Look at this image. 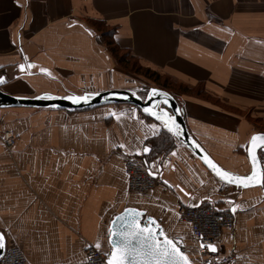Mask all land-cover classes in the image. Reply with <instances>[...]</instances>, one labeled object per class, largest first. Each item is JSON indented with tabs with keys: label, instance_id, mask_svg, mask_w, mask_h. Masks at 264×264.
<instances>
[{
	"label": "crops",
	"instance_id": "0c3cea01",
	"mask_svg": "<svg viewBox=\"0 0 264 264\" xmlns=\"http://www.w3.org/2000/svg\"><path fill=\"white\" fill-rule=\"evenodd\" d=\"M120 58L175 89H201L206 98L150 87L176 99L214 162L249 176L248 141L264 133V0H0L7 95L139 93L146 85ZM8 131L16 141L9 150L0 141V232L29 264H84L88 246L110 252V223L127 208L156 219L200 264L176 211L204 203L235 209L214 257L264 264V176L261 187L226 185L136 107L0 109V139ZM162 131L173 140L164 153L151 144ZM127 160L147 164L159 184L129 190Z\"/></svg>",
	"mask_w": 264,
	"mask_h": 264
},
{
	"label": "water",
	"instance_id": "95a60500",
	"mask_svg": "<svg viewBox=\"0 0 264 264\" xmlns=\"http://www.w3.org/2000/svg\"><path fill=\"white\" fill-rule=\"evenodd\" d=\"M153 90H155V92ZM141 92L144 93L142 94ZM70 97H85V99L74 102L73 99H70ZM106 105L134 106L144 115L150 116L154 120L158 121L163 125L164 131L170 134L174 140L178 141L182 146L189 150L209 172H211L218 180H221L226 185L238 190H247L262 186L263 173L261 171V161L264 159V143H262L259 138L264 137V133L253 134L250 137L246 148V156L250 165V173L248 177L254 176L255 178L248 180L244 179L246 176L243 177L232 175L231 173L222 169L216 162H214L208 153L188 132L182 111L179 108L176 99L167 92L158 90L157 88H149L146 91L141 90L139 93L129 90H108L98 93H83L80 95L68 94L62 96L45 93L34 97H14L7 95L0 90V109L79 111ZM145 109H148V111H145ZM157 115L161 116L162 118L158 119ZM169 116L174 119L176 125V127L173 128L171 132L168 130V128L172 126L171 123H169L168 126H165L164 123V120H166ZM176 128L179 129V135H176ZM254 136L257 137L256 141H253L252 139ZM207 161H211V163L215 165V168L211 167ZM143 165L146 168V172L151 177L155 179L159 178V174L151 171L147 164L144 163ZM216 169L230 174L233 177V180L229 182L227 178L221 179ZM230 212L232 213L233 210L230 209ZM133 218L137 223H139L141 228H150L151 233L149 235L159 240L161 245L164 244L165 237L172 240L176 248H178L179 251L183 253L184 257L187 258L189 264H194L179 247L176 241L166 236L156 219L151 216H145L144 212L131 208H127L120 212L112 219L110 223L108 241L111 246V251L113 245L122 240L120 235H112V233L129 231L128 222ZM161 232L163 233L162 236L160 235ZM0 234L3 235L2 232H0ZM3 237L6 246L5 236L3 235ZM143 243L144 241H142L140 237H135L132 239L133 247H140ZM4 250L5 247L0 249V257L2 256ZM209 251L214 253L212 250ZM161 259L171 260L173 257H161ZM127 264H133L132 258L128 260Z\"/></svg>",
	"mask_w": 264,
	"mask_h": 264
},
{
	"label": "built area",
	"instance_id": "2783aa9c",
	"mask_svg": "<svg viewBox=\"0 0 264 264\" xmlns=\"http://www.w3.org/2000/svg\"><path fill=\"white\" fill-rule=\"evenodd\" d=\"M1 143L9 150L16 141V134L8 131L0 139ZM124 171L127 176V187L135 192H147L153 190L159 181L151 177L143 164L133 160L124 163ZM261 171L264 176V159L261 161ZM181 222L189 225L194 248L197 250L200 264H232L235 257H214L209 251L208 245H215L222 229L233 230L234 216L229 211H222L212 205L197 207L179 206L176 211ZM183 250L181 241L175 240ZM109 253H100L92 246H88L84 252V264H106ZM0 264H29L23 252L16 246L6 245L0 257Z\"/></svg>",
	"mask_w": 264,
	"mask_h": 264
},
{
	"label": "snow or ice",
	"instance_id": "6c2138e0",
	"mask_svg": "<svg viewBox=\"0 0 264 264\" xmlns=\"http://www.w3.org/2000/svg\"><path fill=\"white\" fill-rule=\"evenodd\" d=\"M23 68V65L20 66ZM4 78L0 77V84L4 83ZM155 92V90H153ZM74 102H78L79 100L85 99V97H70ZM148 111V109H145ZM158 119L162 117L157 115ZM165 126H168L171 123V127L168 130L171 132L173 128L176 127L174 119L169 116L166 120H164ZM176 135H179V129L176 128ZM253 141L257 140V137L254 136ZM262 143H264V137L259 138ZM144 151H149V149L145 148ZM209 165L215 168V165L211 163V161H207ZM218 175L221 179L227 178L229 182L233 180V177L226 173L222 172L219 169H216ZM255 177H246L244 179L252 180ZM239 179V178H237ZM247 186V185H246ZM235 210V209H233ZM129 223V231L121 232V233H112V235H120L122 240L113 245L112 251L110 253L109 258L106 261V264H127L128 260L132 258L133 264H189L186 257H184L183 253L176 248L174 242L165 237L164 244L161 245L159 240L155 237L150 236L151 233L150 228H141L139 223L135 221L133 218ZM162 236L163 233L161 232ZM135 237H140L143 244L140 247H133L132 239ZM111 240V237H110ZM5 247L4 237L0 234V249ZM97 248L100 247L99 244L96 245ZM209 250L215 251L214 246L211 244L208 245ZM161 257L168 258L173 257L171 260H162ZM91 264V262H90Z\"/></svg>",
	"mask_w": 264,
	"mask_h": 264
},
{
	"label": "trees",
	"instance_id": "16d2710c",
	"mask_svg": "<svg viewBox=\"0 0 264 264\" xmlns=\"http://www.w3.org/2000/svg\"><path fill=\"white\" fill-rule=\"evenodd\" d=\"M108 45L110 47H112V43H110ZM111 49L115 53V50L113 49V47ZM120 62L126 66V64L123 62V60H121V58H120ZM133 68H134V73H136V74H139V73L142 74V72H143V75H144V73L145 74L152 73V75L156 77L155 78L156 80H157V78L159 80L161 79V77L157 73L151 72L148 69H143L140 67H137V68L133 67ZM163 82H165L164 84H166L167 90H170L169 88H171V87H175V86H171L169 84V82L167 81V79L166 80L164 79ZM161 87L165 88L164 85H162ZM176 90L178 92H180L181 94H191V95H195V96L200 97V98H206L205 93L203 91H201V89H188V88L186 89L182 86H179L178 89H176ZM172 141H173L172 137H170L166 132L162 131L160 136L157 139L153 140L151 142V144L154 146L155 150H157L158 152L162 151L164 153V152H167L171 149L172 144H173ZM203 205H212V206L216 207L215 205H213L211 203H204Z\"/></svg>",
	"mask_w": 264,
	"mask_h": 264
},
{
	"label": "rangeland",
	"instance_id": "374dc122",
	"mask_svg": "<svg viewBox=\"0 0 264 264\" xmlns=\"http://www.w3.org/2000/svg\"><path fill=\"white\" fill-rule=\"evenodd\" d=\"M123 62L126 64V68H129V70L130 69H132L133 67H135V68H137L135 65H133V63L130 61V60H128L127 61V59L125 60H123ZM132 71H134V68L131 70V71H129L130 73H133ZM134 74V73H133ZM137 76H139L140 77V79H142L143 80V82H144V85H146V87H144V88H142L143 90H147V89H149L150 87H153V86H156V87H159V88H162L161 86L162 85H164L165 86V88H162V89H166V84H164L165 82H163V80L164 79H158L157 78V80L155 79L156 77L155 76H153L152 75V73H148V74H145L144 73V75H143V72H142V74H136ZM137 81H135V83H136ZM148 87V88H147ZM169 87V86H168ZM170 90H173V91H177L174 87H171V88H169ZM142 94L144 93V92H141Z\"/></svg>",
	"mask_w": 264,
	"mask_h": 264
}]
</instances>
